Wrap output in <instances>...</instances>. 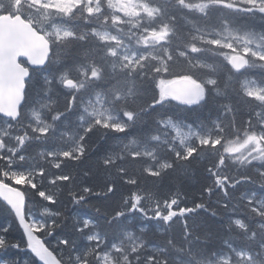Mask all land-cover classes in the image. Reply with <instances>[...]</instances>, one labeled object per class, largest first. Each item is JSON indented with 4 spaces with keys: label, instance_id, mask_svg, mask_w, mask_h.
Instances as JSON below:
<instances>
[{
    "label": "trees",
    "instance_id": "obj_1",
    "mask_svg": "<svg viewBox=\"0 0 264 264\" xmlns=\"http://www.w3.org/2000/svg\"><path fill=\"white\" fill-rule=\"evenodd\" d=\"M16 1L0 0V14L20 12L41 33L63 27L74 34L50 39V62L44 69L31 70L21 121L0 148V181L23 192L27 219L33 212L56 214L52 225L43 221L38 236L61 263L77 264L75 253L83 258L80 264H99L97 254L111 251L114 264H207L215 261L226 242L260 263L264 212L258 203L264 202V141L257 139L264 136V105L245 94L242 82L254 79L264 84V62L249 59V66L237 73L225 50L210 41L250 42L264 51V14L225 6L220 0H140L159 14L142 16L134 25L136 32H162L173 59L165 73L157 72L154 58L135 70L127 68L128 72L111 68L114 60L108 52L114 44L91 33L101 29L141 47L129 23L112 21L107 0H91L101 8L94 14L83 0L69 15L26 1L16 10ZM153 48L159 50L157 44ZM183 77L215 81L206 85L205 99L196 105L160 99L159 80ZM68 82L74 84V94L65 90ZM98 92L107 98L106 108L132 117L122 130L93 121L95 128L80 139L84 130L75 123L86 115V98ZM76 98L80 104L73 102ZM39 102L48 104L41 106V118L47 116L50 125H68L63 136L56 135L54 126L55 133L45 135L28 128L27 117ZM165 120L196 127L208 134L210 142L193 141L183 149L161 125ZM15 136L30 137L19 141ZM72 144L83 151L81 156L68 149ZM234 145L242 148L231 152ZM139 146L151 147L153 156L136 152ZM60 148L71 155L55 158L46 153ZM131 152L135 156L127 157ZM20 154L29 158L18 161ZM12 171H25V182L15 185L12 177L17 175ZM74 210L80 212L79 223L78 215L70 214ZM15 218L0 200V264H40L29 252ZM93 233L105 240L95 251V242L89 243ZM134 243L139 252L132 250Z\"/></svg>",
    "mask_w": 264,
    "mask_h": 264
},
{
    "label": "rangeland",
    "instance_id": "obj_2",
    "mask_svg": "<svg viewBox=\"0 0 264 264\" xmlns=\"http://www.w3.org/2000/svg\"><path fill=\"white\" fill-rule=\"evenodd\" d=\"M25 1L35 8H43L46 11L55 9L57 11L65 13L66 15H69L77 5L82 3L83 0H17L16 7H20V5ZM107 1L109 3V7L112 9L114 13V17L112 21H114L116 24H119L122 22L129 23L131 27L130 28L131 33L134 35H137V37L140 38L141 40L140 45L141 47H143V48L141 47L137 48L130 43H126L122 38L110 32H107L101 29L99 30L92 29L93 36H96L102 42L114 44V48L108 52V55L113 58L115 65L119 67V71H122V69L124 68L135 70L139 67H142L143 63L147 60V58H154V60L156 61H161L164 59L165 56H163L162 59L159 58L161 55L160 52L162 53L164 52L165 55H169V49L164 46L165 36L162 32H155V31L136 32L135 30L134 25L136 24V21L139 20L142 16L152 18L159 14V11L156 8H153L141 2L140 0H107ZM220 3L222 5L229 6L232 8L252 10V11L259 12V13L260 11L264 9V0H220ZM86 6L90 14H94L101 10L98 3L97 2L93 3L91 0H86ZM44 34L48 36L49 38L51 37L54 38L55 40H61V39H67V38L74 37V34L69 29L63 28V27H55L51 31L46 30L44 31ZM149 41H152V44ZM210 42L214 45L222 47L225 50V56L227 58V61L232 56L237 54V55H242L246 57L247 60L253 59V60H260L264 62V51H262L261 49L257 47L255 48V46L251 45L248 42H243V41H237V42L236 41H210ZM156 44L157 46H159V50L153 48ZM157 65H158V62H155V67H157ZM200 66L204 68L208 67V65L206 64H200ZM164 67H165V63H164ZM164 67H161V69L164 70L163 69ZM79 70H82V69L80 68ZM170 81L171 80L168 81V80L161 79L158 82V93L161 97L160 99L162 100H169V97L165 95V93L163 92V89L165 85H167ZM213 83H214L213 80H206V81L201 82L202 97L200 101H204L205 99L206 85H211ZM242 86L247 96L256 99L259 103L264 105V84L263 83L261 82L259 83L258 81L254 79H245L242 82ZM106 100L107 98H105L104 94L100 92H98V94H96L94 97L86 98V101L84 102L85 104L84 109H85L86 115L81 120V125L84 130V133L80 135L81 137H83V135L87 136L86 130L92 126L91 123L93 121L92 120L93 118L99 122L98 123L99 125H102V124L109 125L110 127H113L116 130L123 129L124 124L127 121V118H130L131 115L123 116L122 114L116 113L106 108L104 104V101ZM40 103L44 104L45 106L48 105L47 103H44V102H40ZM40 103L38 105V108L32 109V113L30 114V117H27L28 120L26 121L27 123H29L28 128L32 126L34 127L38 126V128L41 131H45L46 128L49 127L48 129L51 130L52 133H55V131L52 129V126H54L57 129L56 135L63 136L62 135L64 134L63 128L64 127L66 128L68 125H66L64 122H61V124H58V123L56 124L55 122H53L52 125L48 123V126H47L46 121H43L40 115L41 114V104ZM79 107L82 108L81 105ZM258 115L259 114H257L256 120L258 119ZM72 118L75 119L74 116H72ZM32 119L35 123L32 121ZM214 123H215V126H218L217 121ZM161 125L164 128H167L173 134L174 140L183 149H189L193 141H198L200 143H206V144L210 142V138L207 133H204L202 130L196 127H193L191 125L183 126L182 124L175 122L173 120L162 121ZM261 125H264V122L261 123ZM84 127L86 128V130ZM216 131H220V129L216 128ZM8 135H10V131L8 130V127L3 130H0V148H3V144H4L3 138ZM263 137H264L263 135H259V138L257 140L263 142L264 141ZM116 141L118 140L116 139ZM216 143L217 141H214V144ZM125 144L126 142L124 141V142H121L119 145L124 146ZM71 148L73 152L76 151V148L78 151H80L77 146L75 148V144L68 146L69 150ZM138 148L139 149L136 152H138L139 154H142L143 156L146 155V156L152 157L154 154V152L151 150V147H146V146L140 147L139 146ZM230 148H231L230 151L232 152L242 147L239 148L238 145H234L233 147H230ZM55 150H58V149H55ZM9 151L12 153V155L16 154L13 148H9ZM46 153H49L51 157H54L57 155L56 152H51V151H47ZM59 155L64 157L67 155H71V153L70 152L60 153L57 156ZM113 155L110 156L112 157V159H113ZM128 156H135V155L132 153L130 155H127V157ZM18 161H21V160L19 159ZM12 172H15V171H12ZM37 172L38 171L36 170L35 171L29 170V173L31 174L33 173L37 174ZM16 175H17L16 176L17 183L22 184L25 182L26 180L25 171L18 172V173L16 172ZM57 181H60V179H57ZM258 204H259L258 206L260 207L259 211L264 212V202H259ZM79 213L80 212H78L77 210H74L70 214L71 216L78 215V217L76 216V218L79 219L80 217ZM62 215L64 216L65 214L62 213ZM53 216H56V214H53L48 210H45L43 213L33 212L29 215L30 224L32 228H34L35 230H39V229H40L39 231L44 230L43 228L45 226V223L48 224L51 221ZM64 219L66 220V218ZM76 222L77 223L81 222V219L76 220ZM98 238H99L98 236L93 235L91 240L99 241ZM102 240L103 242L105 241L103 237H102ZM98 243L99 242L94 243V246H93L94 251L101 247L102 244L100 243L99 245H97ZM139 247L140 246L138 244L134 243L132 244L131 248L132 250L136 251L139 249ZM231 249H232V252L230 254L229 253L222 254L221 256L220 254L217 255L215 261H211L212 264H260L256 260L255 256H253L252 254L250 255L248 252L240 250V248H236V247H231ZM114 250L119 251V248H114ZM110 254H111V251L105 252L103 254H97L99 257V260H98L99 264H114L113 257H111ZM75 255L76 254H73L72 256L75 257ZM261 261L264 263V248H263ZM81 262H82V259H81ZM210 263H207V264H210ZM24 264H27V263H24Z\"/></svg>",
    "mask_w": 264,
    "mask_h": 264
},
{
    "label": "water",
    "instance_id": "obj_3",
    "mask_svg": "<svg viewBox=\"0 0 264 264\" xmlns=\"http://www.w3.org/2000/svg\"><path fill=\"white\" fill-rule=\"evenodd\" d=\"M50 43L28 22L20 18L0 17V115L16 120L17 109L24 102L26 81L29 69L20 61H26L32 69L43 68L50 57ZM7 64L6 67L1 65ZM230 65L236 71L246 66V60L240 55L230 59ZM164 93L172 99L195 104L201 98V84L189 78H181L167 84ZM0 198L12 209L21 223L22 230L30 241L29 248L43 264H61L45 246L37 241L25 223V197L19 192L0 186Z\"/></svg>",
    "mask_w": 264,
    "mask_h": 264
},
{
    "label": "bare ground",
    "instance_id": "obj_4",
    "mask_svg": "<svg viewBox=\"0 0 264 264\" xmlns=\"http://www.w3.org/2000/svg\"><path fill=\"white\" fill-rule=\"evenodd\" d=\"M17 2V1H16ZM14 8L17 10L18 9V7H16V3H15V6H14ZM3 16H8V17H10L11 19H16L17 17L18 18H20L22 21H27V20H25V18H24V16H23V14L22 13H20V12H13V13H1L0 14V17H3ZM29 24H31L29 21H27ZM32 25V24H31ZM122 25V24H121ZM93 30H99V29H93ZM92 30V31H93ZM92 31H91V33H92ZM129 31H130V29H129ZM42 35L45 37V39L50 43V55L52 54V43H51V38H49L48 36H46L44 33H42ZM93 35V34H92ZM238 41V40H237ZM236 41V42H237ZM250 43V42H249ZM252 45V44H251ZM255 46V45H254ZM257 46V45H256ZM256 48V47H255ZM110 50V49H109ZM263 51V50H262ZM229 54V53H228ZM237 55V54H236ZM163 56H165L164 57V59L163 60H161L162 58H163ZM242 56V55H241ZM50 58H51V56L49 57V59H47V61H46V63H45V65H44V67L43 68H40L39 70H41V69H44L45 67H47L48 66V64H49V62H50ZM159 58H161L160 60L161 61H156V62H158V65H157V72H160V73H165L166 72V70H165V67H164V63H165V66H166V64H168V62L169 61H171L173 58H172V53H171V51H169V55H160V57ZM246 60H247V58L246 57H244ZM247 61H249V60H247ZM155 63V62H154ZM193 64H197V60L196 61H193ZM2 67H6L7 66V64L4 62V64H2L1 65ZM161 67H164L163 69L164 70H162L161 69ZM111 68L114 70V71H116L115 69H117V67H116V65L113 63V64H111ZM38 70V71H39ZM123 70H128V72H131L129 69H127V68H124V69H122V71ZM35 71V70H34ZM119 72V71H118ZM208 80V79H207ZM211 80H213V81H215L214 79H211ZM260 83V82H259ZM67 84V86H68V90L67 89H65L67 92H71L72 94H74L73 93V90L75 89V88H72L73 87V83L72 82H68V83H66ZM66 86V87H67ZM27 84L25 85V93H24V102H23V104L21 105V106H19L18 107V109H17V112H18V115H17V118H16V120H13V119H9V118H6V117H3V116H1L0 115V118L1 119H3L4 121H0V130H3V129H5V128H7L8 127V130L9 131H11L12 129H14V127H15V125L17 124V123H19L20 121H21V109H22V107H23V105H24V103H25V97H26V94H27ZM77 101H78V104H80V101H79V99H75V100H73V102H75V103H77ZM40 103V102H39ZM41 104V103H40ZM41 106H44V104H41ZM85 108V107H84ZM44 109V111L46 110L47 111V109L48 108H43ZM85 111V110H84ZM32 113V112H31ZM30 113V114H31ZM46 113V112H45ZM41 114H42V110H41ZM40 114V115H41ZM132 117V116H131ZM131 117L130 118H127V121L128 120H130L131 119ZM42 120L43 121H46V125L48 126V120H47V116H43L42 117ZM94 122H96L97 124L99 123L96 119H92ZM33 121V120H32ZM93 121H92V126L90 127V128H88L87 130H86V128H85V130H86V134L88 133V132H91L94 128H95V125L93 124ZM35 123V122H34ZM56 124H57V122H55ZM40 124V123H39ZM76 125L78 124H80L81 125V121H78V122H76L75 123ZM102 124V123H101ZM9 125V126H8ZM102 126H109V125H105V124H102ZM45 127V126H44ZM77 127V126H76ZM81 127H82V125H81ZM30 128H34L36 131H37V133H38V135L39 134H41V135H45V134H48L49 133V131H51V130H49L48 128L49 127H47L46 128V130L45 131H41L39 128H38V126L37 127H34V126H32V127H30ZM101 128H103V127H101ZM109 128H110V126H109ZM125 128V124H124V127H123V129ZM219 129H221L220 128V126L218 127ZM64 130V129H63ZM83 130V129H82ZM40 132V133H39ZM64 132V131H63ZM137 132H135V134H136ZM79 134H81V133H79ZM37 135V136H38ZM70 135V134H69ZM80 136V135H79ZM84 136V135H83ZM30 137V136H29ZM29 137H25V136H18V137H16L15 136V138L17 139V140H24L25 141V139L27 140ZM36 137V136H35ZM34 137V138H35ZM68 138V137H67ZM80 138L82 139L83 137H81L80 136ZM73 139V138H72ZM68 140V139H67ZM36 140L34 139V143L33 144H35L36 142H35ZM64 142V141H63ZM73 142V141H72ZM41 144V143H40ZM30 145V144H29ZM63 145V144H62ZM38 146V145H37ZM69 146V145H68ZM41 149H43V150H48V149H46L45 147H43L42 145H41ZM33 148V147H32ZM70 148V147H69ZM72 148H73V146H72ZM75 148H76V144H75ZM38 149H39V147H38ZM72 150V149H71ZM73 150H74V148H73ZM26 151H28V150H26ZM30 151H32V150H30ZM34 151V150H33ZM52 152H56L57 153V155L58 154H60V153H65L64 152V150L63 149H58V150H51ZM29 152V151H28ZM71 152V151H70ZM80 151H78L77 150V148H76V151H74V153H77V154H79V156H81V154H82V152H80ZM192 152H190V151H188L187 152V154H191ZM33 154V153H32ZM57 155H56V157L55 158H57ZM26 156H27V158H29V155H23V154H20V156H19V159L22 161V160H24V159H27L26 158ZM13 174L15 175L16 174V172H13ZM12 179H13V181H14V183H15V185L17 184V185H21V183H17L16 182V176H14V177H12ZM33 185V184H32ZM0 186L1 187H3V188H9V189H12V190H15V191H19V192H21L22 194H23V192L20 190V189H18V186L17 187H15V186H13V185H9V184H6L5 182H1L0 181ZM35 187V185L33 186V188ZM0 200L1 201H3L4 202V200L2 199V198H0ZM9 207V206H8ZM10 208V207H9ZM10 210L12 211V209L10 208ZM13 212V211H12ZM14 213V212H13ZM38 213H43V212H38ZM15 215V214H14ZM15 217H16V215H15ZM24 217H25V223L27 222V224H28V226H29V231L35 236V238L37 239V241H39L40 243H42L44 246H45V248L55 257V258H57V260L61 263V261L58 259V257H57V255H55L51 250H49L48 249V247H47V245L44 243V241L38 236V232H39V230H35L34 228H32V226H31V224H30V220H28L27 219V216H26V213L24 214ZM56 216H53L52 217V219H51V221L48 223V225H52V222H53V219L55 218ZM28 218H29V216H28ZM15 221H16V223H17V226H18V228H20V230L22 231V235H23V237H24V240L25 241H27V244H28V250H29V252L32 254V252L30 251V248H29V244H30V241L28 240V237H27V234H26V232L24 231V230H22V226H21V223L19 222V220L17 219V217L15 218ZM85 224H86V226H90V225H92L91 224V222H89V221H85ZM116 231V230H115ZM120 232V231H119ZM93 235H96V236H98L99 238V241H94V240H91V238H92V236ZM124 236V235H123ZM127 237H128V235H127ZM125 240H126V238H125ZM91 242H103V240H102V236L100 235V234H97V233H93L90 237H89V243H91ZM105 242V241H104ZM108 245V244H107ZM131 247H132V245H131ZM224 247H225V249H223L222 251H220V256L222 255V254H227V253H231L232 252V249H231V247H232V245L231 244H229V243H225L224 244ZM236 248H238V247H236ZM137 252H139L138 250H136ZM246 252H248V251H246ZM75 254V253H74ZM250 255H251V253H249ZM33 255V254H32ZM231 255H233V254H231ZM33 257H35V259L40 263V264H43L36 256H34L33 255ZM81 259H82V261H83V258L81 257V258H76V255H75V257H74V260L73 261H75V263H77V264H79V263H81ZM213 260V259H212ZM211 260V261H212ZM2 264V263H1ZM61 264H63V263H61ZM183 264H185V262H183ZM260 264H264L262 261L260 262Z\"/></svg>",
    "mask_w": 264,
    "mask_h": 264
},
{
    "label": "clouds",
    "instance_id": "obj_5",
    "mask_svg": "<svg viewBox=\"0 0 264 264\" xmlns=\"http://www.w3.org/2000/svg\"><path fill=\"white\" fill-rule=\"evenodd\" d=\"M181 55H183V53H181ZM117 99H119V97H117Z\"/></svg>",
    "mask_w": 264,
    "mask_h": 264
}]
</instances>
